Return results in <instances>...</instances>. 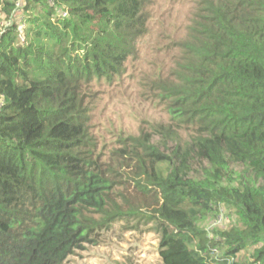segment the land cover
<instances>
[{
	"label": "trees",
	"instance_id": "trees-1",
	"mask_svg": "<svg viewBox=\"0 0 264 264\" xmlns=\"http://www.w3.org/2000/svg\"><path fill=\"white\" fill-rule=\"evenodd\" d=\"M148 3L0 0V264H65L122 217L95 156L86 89L123 71ZM196 13L174 67L155 81L168 158L150 133L127 150L160 191L162 264H264V0H201ZM197 160L205 165L192 177ZM231 165L243 180L226 181ZM223 208L237 220L210 237L197 219ZM250 247L253 260H238Z\"/></svg>",
	"mask_w": 264,
	"mask_h": 264
},
{
	"label": "rangeland",
	"instance_id": "rangeland-1",
	"mask_svg": "<svg viewBox=\"0 0 264 264\" xmlns=\"http://www.w3.org/2000/svg\"><path fill=\"white\" fill-rule=\"evenodd\" d=\"M200 1L149 0L146 32L135 42L123 71L112 82L93 80L87 86L91 101L88 124L96 146L95 156L113 180L111 199L119 205L117 211L122 212V217L94 229L89 241L65 264H162L154 212L162 201L160 191L146 178L144 166L127 147L142 132L150 133L152 142L168 158L173 141L169 139L165 145L154 127L170 122L155 81L167 77L174 67L180 55L177 44L185 38ZM182 139L187 136L183 134ZM135 150L141 151L138 146ZM203 165L197 160L190 175L200 176ZM155 167L158 165L151 171ZM243 178L242 168L231 165L226 181ZM89 216L101 219L100 213L89 212ZM236 220L232 210L223 208L215 215H200L197 225L211 237L216 225L225 227ZM252 252L250 247L236 257L249 263Z\"/></svg>",
	"mask_w": 264,
	"mask_h": 264
}]
</instances>
